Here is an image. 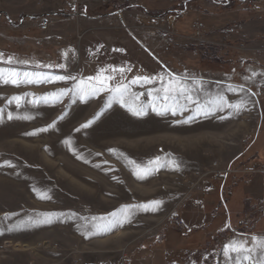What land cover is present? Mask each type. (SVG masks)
<instances>
[{"label": "rangeland", "instance_id": "obj_1", "mask_svg": "<svg viewBox=\"0 0 264 264\" xmlns=\"http://www.w3.org/2000/svg\"><path fill=\"white\" fill-rule=\"evenodd\" d=\"M141 7L168 14L151 16ZM45 17L51 26L42 31ZM0 53L16 61L0 68L77 78L20 87L0 83V264H227L221 250L229 241L264 238V215L242 211V190L236 191L251 176H264L261 168L221 163L253 138L246 134L256 118V81L250 77L255 56L264 69V0L227 6L214 0H0ZM104 69H124L123 75H104L115 76L110 87L122 82L142 94L139 104H152L156 94L148 93L160 84L131 85L133 79L175 76L202 103L223 97L241 108L177 116L148 109L137 117L107 91L86 102L71 94L59 103L41 100ZM16 96L23 97L20 107L8 103ZM157 110L163 111V102ZM8 114L29 118L9 120ZM157 159L159 170L137 179V167ZM44 194L50 198H39ZM152 202L160 207H136ZM125 208L131 211L122 227L97 235L89 230L108 223L95 218H122ZM212 211L217 215L209 227ZM48 214L51 223L43 222ZM172 224L184 234L208 226L161 245L157 241ZM228 224L232 228L200 247L210 228Z\"/></svg>", "mask_w": 264, "mask_h": 264}, {"label": "snow or ice", "instance_id": "obj_2", "mask_svg": "<svg viewBox=\"0 0 264 264\" xmlns=\"http://www.w3.org/2000/svg\"><path fill=\"white\" fill-rule=\"evenodd\" d=\"M0 63H6L8 65H14L16 61L14 59L8 58L5 59L3 54L0 53ZM35 67L40 68L43 67L41 65H35ZM124 69H104L101 70L97 76L89 77L86 80L82 79L79 83L75 84L73 87H69L63 91L51 93L48 96L42 97L41 100L47 102L49 100H54L56 103L62 101L63 97L71 94L73 97L79 98L86 102L88 98L94 97L98 93L102 92H110L113 93L112 100L120 103L121 107L127 106V110L133 115L137 117H143L147 114V110L151 109L152 111H156L158 115H164L166 113H170L173 116L183 115L184 112L193 111L194 114L199 115L201 113L205 115L215 114L217 111H223L226 107L232 108L236 111H239L241 105L238 104H230L223 100V97H220L217 100L206 99L203 103L193 94V91L190 90L187 83L181 81L179 78L175 76H170L168 80H165L163 77H136L133 79L130 84L136 85L138 83L152 85V84H160L159 88L153 89L148 93V96H153L155 93V97L152 104L143 105L139 104L138 101L140 99V95L131 93L129 84H124L122 82L118 83L115 87H110V83L113 79H115L114 75L105 76V72H119L121 75L124 73ZM77 78L74 76L64 77H46L39 73L32 72H17L9 69L0 68V83L9 84L14 87H20L21 85L26 84H36L40 82H64L68 83L69 80H76ZM198 84V82H196ZM230 91L235 92L236 89L231 88L229 86ZM240 91H243L241 89ZM23 97L16 96L12 97L8 103H15L17 107L21 106V101ZM112 100L107 102V106H110ZM163 102V111L157 110V104ZM37 101H33V104H36ZM197 105L196 109H191V105ZM106 110V109H105ZM5 110L0 109V122L3 120ZM104 114V110L90 120L89 122L82 125V129H87L92 126L102 115ZM14 118H23L28 119L29 117H13L11 114L7 115V119L11 120ZM64 117L62 116L61 119ZM50 127H55L53 124ZM41 132L49 131L48 128L40 129ZM77 131H81V129H77ZM37 133H30L29 135H36ZM66 143H68L66 141ZM175 162H173L174 164ZM5 165H0L3 167ZM12 167L13 165H6ZM168 166V165H164ZM161 167L160 160L157 159L151 162V166H147L144 168L137 167L134 171V175H136L137 179L147 178L149 175L154 174L155 171L159 170ZM173 170H177L173 168ZM39 198L41 199H49L50 197L47 194L41 195ZM142 210H156L160 207L159 202H152L149 205H139L136 206ZM131 209L125 208L122 210V218L118 217L117 213L111 214V220L108 217H98L95 218L99 221H108V223H93L91 225L90 231L94 229L93 235L97 234H106L114 227H122L124 222L129 221V217L127 213H129ZM52 214H48L45 216V223L52 222ZM59 218V216H57ZM221 255L227 261V264H264V238L251 237L250 239H242V240H231L227 245H225L221 250Z\"/></svg>", "mask_w": 264, "mask_h": 264}, {"label": "crops", "instance_id": "obj_3", "mask_svg": "<svg viewBox=\"0 0 264 264\" xmlns=\"http://www.w3.org/2000/svg\"><path fill=\"white\" fill-rule=\"evenodd\" d=\"M36 1V0H32ZM258 55V54H256ZM256 58V59H255ZM253 59L255 62L254 66H251V77H253L254 83L256 81V88L252 89L251 92L254 94L255 102L253 104V109L256 111V118L253 120L252 124L247 131L248 136L251 134L253 138L249 140V143L246 145V150H242L237 152L231 158L226 157L223 160H219L224 166L230 167L232 165L239 166L248 171H256V169H263L264 168V130L262 129L264 126V69L259 67V57L255 56ZM246 136V135H245ZM244 136V137H245ZM243 137V138H244ZM260 169V170H261ZM256 173V172H254ZM261 173L255 174L250 177L249 183L244 184L241 187H237L236 191L239 195V190H242L240 204H242V211L245 213L253 214L257 216V214L264 215V182ZM227 178L222 181L219 185L220 189L223 190L226 188L227 185ZM232 196V195H231ZM230 196V198H231ZM231 210V216L233 214V209ZM213 218L209 227L213 224L217 212H211ZM238 215V213H237ZM215 216V217H214ZM230 219V214L229 218ZM229 225V226H228ZM225 225L222 229H217L216 231H212L213 227L217 225H213L210 228L208 234L217 233V232H224L229 228H232L231 224ZM206 225L197 226L194 228H188V231H192L197 228L205 227ZM207 227V226H206ZM202 228L201 230L195 231L200 232L206 229ZM216 229V228H213ZM194 232V231H193ZM208 234H204L205 237ZM201 241V240H200Z\"/></svg>", "mask_w": 264, "mask_h": 264}, {"label": "trees", "instance_id": "obj_4", "mask_svg": "<svg viewBox=\"0 0 264 264\" xmlns=\"http://www.w3.org/2000/svg\"><path fill=\"white\" fill-rule=\"evenodd\" d=\"M214 1H217V2H220V4L222 5H229V4H233L235 3L236 1L238 0H214ZM239 1H254V0H239ZM257 1V0H255ZM187 3L183 2L182 3V6H181V12H184V7L186 6ZM124 7L128 8V9H132L134 7H136L135 5L133 4H126ZM137 7H140V6H137ZM142 8V7H141ZM143 10L147 11L148 14H150L151 16H156V17H163L164 15L168 14L166 13L167 11H163L161 13H157L156 15H154L151 11H148L147 9H145L144 7L142 8ZM178 11V10H177ZM208 226V225H206ZM205 226V227H206ZM205 227H202V228H205ZM202 228H197V229H194V230H190V231H185L186 234H184V231L181 229L180 225H169L168 227H165V229L163 230V235L162 237H160V240L157 241V242H160L161 245L164 244L166 245V242H167V239L169 237H175V236H178V235H182V236H187L189 235L191 232L193 231H198V230H201ZM223 235V232H217V233H212V234H208L206 235L203 240L200 242V247L204 244H208L210 241H211V238H214L216 236H222ZM184 236V237H185ZM159 243V244H160ZM153 245H150L148 247H151Z\"/></svg>", "mask_w": 264, "mask_h": 264}, {"label": "built area", "instance_id": "obj_5", "mask_svg": "<svg viewBox=\"0 0 264 264\" xmlns=\"http://www.w3.org/2000/svg\"><path fill=\"white\" fill-rule=\"evenodd\" d=\"M255 2H257V1L254 0L253 1V4ZM182 16H183V13L182 12L176 14V18H178V19L181 18ZM50 26H51V19H50V17H45L44 19L41 20V22H40V28H41L42 31L48 30ZM228 171H225V173L222 172V174L223 175H227L229 173ZM261 172H263V174H264V169H261Z\"/></svg>", "mask_w": 264, "mask_h": 264}]
</instances>
